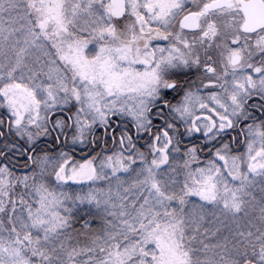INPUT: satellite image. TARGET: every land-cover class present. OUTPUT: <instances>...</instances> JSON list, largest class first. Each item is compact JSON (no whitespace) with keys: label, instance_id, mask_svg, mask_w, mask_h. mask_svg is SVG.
<instances>
[{"label":"snow or ice","instance_id":"1","mask_svg":"<svg viewBox=\"0 0 264 264\" xmlns=\"http://www.w3.org/2000/svg\"><path fill=\"white\" fill-rule=\"evenodd\" d=\"M0 264H264V0H0Z\"/></svg>","mask_w":264,"mask_h":264}]
</instances>
